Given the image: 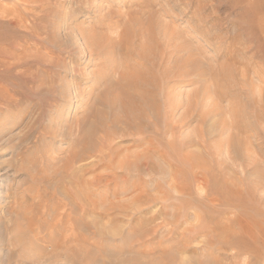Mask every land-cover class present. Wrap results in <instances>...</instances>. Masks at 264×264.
Masks as SVG:
<instances>
[{
  "label": "rangeland",
  "instance_id": "obj_1",
  "mask_svg": "<svg viewBox=\"0 0 264 264\" xmlns=\"http://www.w3.org/2000/svg\"><path fill=\"white\" fill-rule=\"evenodd\" d=\"M135 1L0 0V264H264V0ZM192 9L211 28L195 38L204 77L170 94L176 115L195 93L198 108L176 138L164 134L167 155L145 152L153 168L139 175L143 161L128 153L144 154L141 143L118 137L100 152L113 115L108 81L124 59L96 56L84 36H107L103 49L109 36L140 44L154 13L185 33ZM202 128L207 137L188 145ZM74 149L82 156L67 163ZM96 174L112 184L76 208L70 197L86 195L82 179ZM141 192L142 213L110 214ZM64 204L75 222L57 215Z\"/></svg>",
  "mask_w": 264,
  "mask_h": 264
},
{
  "label": "bare ground",
  "instance_id": "obj_2",
  "mask_svg": "<svg viewBox=\"0 0 264 264\" xmlns=\"http://www.w3.org/2000/svg\"><path fill=\"white\" fill-rule=\"evenodd\" d=\"M139 1L137 0V3H134V4L139 5ZM151 1L155 2L154 0H148V1L145 0V1H140V2H141L143 7H146L144 5L145 4L149 5L150 3L152 4L153 2H151ZM152 6H153V4H152ZM166 8H167V6H166ZM166 8H164V6H162L160 9H157L156 12H159L162 16L163 15L164 16H171L170 12ZM0 9H1V6H0ZM2 9H5V8H2ZM191 13L192 14L190 15V17L193 20H196L197 22L195 21L196 22V23L194 22L195 24L194 23L190 24V26L185 29V31H184L185 33H182V32L179 33L178 30H176V29H170L168 27H164V25L156 19V14H158V13H154V14L150 13V14H153V19L150 21V26L148 28V31L150 34V37H149L150 40L142 42L140 44L139 43L136 44L135 42H133V40H131L132 35H130V34H126L125 36L120 35L117 37L109 36L108 38L114 43V45L103 49L102 48L103 46H101V45H103L104 41L107 39V36L100 35L99 33H93L91 35H88L87 37L84 36V39L89 42L88 44H90V47L92 48L93 52L96 53V56H98V57L103 56L104 57L107 55H112L114 53H117L118 55H122V57L124 59L121 62V63H123L122 64L123 70L120 72L114 71L112 74L113 78L110 77L112 79L109 81L107 80L109 82L108 88H110L109 89L110 91H109V93H106V95H108V97H111L109 105L111 106V110H112L113 115H111V118L109 117L108 121L105 124L106 130H105V135L102 138L103 144H102V148H101L100 152H102L104 149L107 150V148L111 149L110 148L111 143L114 142L116 140V138H118V137H122V139L128 138V140L131 141L130 143L133 142L134 145H137L135 143H141L140 146H138V147L142 148L144 154L142 153V155H140V154L134 152V153H131V155H130L128 153V155L131 156V157H129V159H132V160L135 159V161L139 160L141 162L143 161V163H142L143 167L139 168V169H142V171H140L141 173H139V175H142L143 173H145L146 170L148 169V167H150V168L152 167V166H149V164H148L149 161H148V157H146L147 154L145 155V152L146 151H154L158 155H164L168 149V148L166 149L167 144L165 145V143H166V142H164L165 139L163 140L164 136L166 134L167 135L170 134L172 136L171 138H176V136L179 134V132H181L184 128V125H182V123L186 119H188L189 116L194 117L195 112L198 108L197 99H199L198 96L200 93H195L193 98H190L187 101H185V106L187 105V107H186L184 113H182L178 116L174 113L175 112V104L173 103L174 97L170 94L171 91H173V89L175 87L179 86L182 83V81H191L192 83H196V81H198V80L200 81L204 77L203 76L202 78H199L198 72L201 69H203V66L201 65V61H203V60L200 58V56H199L200 54L198 52V49L195 46L196 45L195 44V42H196L195 38L197 39L198 36L203 37V38H208V39L211 38V33H210L211 28L207 29L206 26L207 25L209 26L210 24H206L205 19L204 20L201 19L200 16L196 17L194 14L195 13L194 10ZM112 19L114 20L115 24H117V25L121 22L120 15L112 14ZM208 19H209V16H208ZM129 21H130V19H129ZM208 23H209V21H208ZM107 24H108V22H107ZM127 24H124V27H123L124 31L129 29L128 28L129 25H127ZM118 29H120V27H118ZM110 31H112V30H110ZM255 32H256V29H255ZM157 34H158L159 38H158ZM48 60H51V59H48ZM60 61H61V59L59 58L58 62H60ZM138 61H140L141 63H138ZM109 63L110 62L107 63L108 66L110 65ZM49 70H51V68ZM203 70L205 71V69H203ZM110 71H112V70H110ZM105 79H106V77L104 78V81H105ZM101 86H102V84H101ZM104 91H103V94H104ZM200 92L202 93V90ZM70 105H71V106H69L70 108H68L69 110H72L76 107V106L74 107V102L71 103ZM106 105H108V104H106ZM109 105H108V107H109ZM179 107L181 108L182 105ZM106 109H108V108H106ZM102 122H104V121H102ZM170 124H172V125H170ZM170 126H172V127L169 128ZM205 135L207 137V131L204 130V128H202L200 133L197 132L196 134L193 135V137H194L193 142H191L189 139L188 145H190L194 142H195L194 144H197V141H201L198 139H202L203 137H205ZM171 138H168V139H171ZM87 139L89 141V137ZM146 139H148V140L146 142H144V140H146ZM166 139H167V136H166ZM78 140H77V142L81 141V140L80 141H78ZM205 141H206V139L204 140V142ZM76 143H75L76 146L74 145L75 148L80 146L78 144H80L81 142L77 143V144ZM85 143H86V141H85ZM171 144H170V146H171ZM81 145H83V143ZM205 145L206 144L204 143V146ZM227 145H228V143H227ZM78 149H80V148H78ZM127 149H129V148H127ZM106 150H104L103 153H105ZM124 151H126V150H124ZM86 152H83V153H86ZM121 152H123V150H121ZM138 152H140V151H138ZM163 152H164V154H163ZM81 154H79L75 150L74 153L71 155V157H69L67 159V163H73L74 164V162L80 158ZM92 154H93V152H92ZM119 154H120V151L119 152L116 151V153L109 155L110 164L113 161L112 158H116L117 156H119ZM165 155H167V154H165ZM101 158L102 157H99V159H101ZM191 158L195 159V156L192 155ZM175 159H177V158H175ZM188 160H189L191 166H193L192 169L196 170V168H195L196 165L192 163L193 162L192 159L188 158ZM105 165H106V163H105ZM121 166H123V165H121ZM126 166H127L126 170L130 171L132 169L131 163H126ZM64 168L66 169L65 166H64ZM135 168H137V167H135ZM135 168L133 170H136ZM79 170L80 169H77V168L73 169L72 173L73 172L78 173ZM85 170H86V168H85ZM112 173H113V175H115L117 173V171H112ZM82 180H83L82 185H84L87 188L86 190L88 191L86 193V195L83 196V193H81V195L83 197L78 196V195H72L70 197L72 204L76 203L80 206H82L83 204L89 203L90 200H94L93 198H94L95 194L100 191L102 186H104V185L109 186L110 184H112V182L110 180L107 182V180H104L101 177V175H99V174H96V176L92 180H85V181H84V179H82ZM80 181H81V178H80ZM141 181L143 182L144 180L141 179ZM172 184H174V183H172ZM76 185H77V183H76ZM174 185H176V183ZM79 186L80 185H77V187H79ZM80 187H82V186H80ZM114 187H115V190L111 194L112 197L117 195L118 191H119V187H118L117 183H114ZM84 190H85V188H84ZM140 194L141 195H138V197H137L138 199L132 203H127V204L123 203L124 205H118L116 208L113 207L112 208L113 211L110 214H117L116 216H118L120 214L131 215L133 213L135 214L136 212L142 213L144 208H146L145 206L148 204L147 202H149L148 200H150V199L147 200L146 194H143L142 192ZM75 207L79 208V206H77V205H75ZM66 209H68V204H64L60 207H57L56 208L57 215L62 217V218L65 217L68 222H70V221L75 222V220L70 217V214L68 216L66 215V212H65ZM126 213H128V214H126ZM239 215H240V213H239ZM17 221H18V219H17ZM247 224H246V226H247ZM248 226H249V224H248ZM36 227H38V225L35 222V229H36ZM27 228L29 230V227H27ZM17 234H19V233H17ZM245 251H247V249ZM249 251H250V249H249Z\"/></svg>",
  "mask_w": 264,
  "mask_h": 264
}]
</instances>
